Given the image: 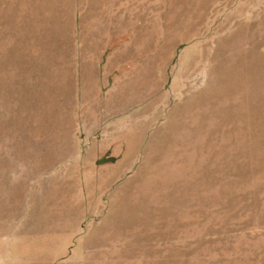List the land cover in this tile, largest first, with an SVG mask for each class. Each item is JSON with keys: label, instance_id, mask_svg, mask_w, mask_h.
<instances>
[{"label": "rangeland", "instance_id": "374dc122", "mask_svg": "<svg viewBox=\"0 0 264 264\" xmlns=\"http://www.w3.org/2000/svg\"><path fill=\"white\" fill-rule=\"evenodd\" d=\"M43 4L0 0V264H264V0ZM213 71L241 99L190 112L164 179L110 184Z\"/></svg>", "mask_w": 264, "mask_h": 264}, {"label": "bare ground", "instance_id": "6f19581e", "mask_svg": "<svg viewBox=\"0 0 264 264\" xmlns=\"http://www.w3.org/2000/svg\"><path fill=\"white\" fill-rule=\"evenodd\" d=\"M44 6L51 2L52 0H43ZM48 3H45L47 2ZM85 62V61H83ZM84 64V63H82ZM90 64V65H88ZM88 66H83L80 70V76L83 79H86L87 76L90 73V70L92 67V62H88ZM247 69V72L250 73V77H248L250 80L254 79L251 74H257V70L254 66L251 64L249 67L245 68ZM211 75V74H210ZM212 76V75H211ZM210 77V76H209ZM83 85V82H81ZM211 86H207L204 88L202 92V97L198 101H195L191 104V108L186 110V105L181 106L180 108L183 109V114L176 118V111L177 106H172L170 110L166 113V123L161 127L160 130H158L156 133H149V130L146 133L148 123L142 124L141 128L138 130L136 135H129L127 140V145L134 146L141 143L142 140H144L141 143V147L136 149V154L134 157L133 151L127 152L125 151V154L123 158L126 160L129 158L131 159V162L126 166L125 168H121L120 170L116 171L117 166L121 163V160L116 164V166L112 167L114 174L111 176L109 182L110 184L113 182V180L120 176L126 169L130 168V166L135 163L136 160H139V166L136 168V171L130 180H127L123 185L120 187H127L129 185L128 182L135 181L140 183V178L143 180L142 183L138 185V187H143L145 181L146 182H152L155 183L158 179H164L167 177L164 175V172L167 169L172 168V161H174L175 155L178 153L177 149L175 148L178 144V140L185 136V132H182L184 126H185V120L191 116L190 112H195L200 106L207 104L210 102L212 106V101L215 100V97L219 93H227L231 98L237 97L238 99H241V95H244L243 91H246L245 86V80L243 75H240L237 73V79H230L229 72H214L213 76L211 78V82L209 83ZM250 100V99H249ZM204 103V104H201ZM215 101H213L214 105ZM174 107V108H173ZM174 117L176 119H174ZM187 131V130H186ZM187 138L183 139L187 142ZM132 153L131 157L129 155ZM181 155L182 153L179 152ZM134 158V159H133ZM122 164V163H121ZM178 168V167H176ZM118 173V174H117ZM117 174V176H116ZM113 178V179H112ZM135 186V185H134ZM130 188V187H129ZM135 189L138 190V188L135 186ZM139 191V190H138ZM145 194V192H142ZM151 194H154L153 192ZM146 195V194H145ZM121 197L117 200L120 207H118L120 211H124L125 209H134L133 206H131V203L127 205V196L125 193H121Z\"/></svg>", "mask_w": 264, "mask_h": 264}]
</instances>
